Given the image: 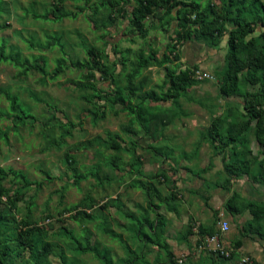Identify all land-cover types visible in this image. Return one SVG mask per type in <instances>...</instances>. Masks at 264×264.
I'll return each mask as SVG.
<instances>
[{
  "label": "rangeland",
  "instance_id": "1",
  "mask_svg": "<svg viewBox=\"0 0 264 264\" xmlns=\"http://www.w3.org/2000/svg\"><path fill=\"white\" fill-rule=\"evenodd\" d=\"M100 2L0 0V51L16 62L0 61V134H6L0 137V186L6 190L0 196V249L7 248L0 264H34L30 251L14 240L20 230H33L36 251L51 245L41 264H169L164 252L139 233L142 227L150 234L156 213L165 219L162 238L175 264H264V240L248 229L247 204L264 205L255 121L237 136L248 120L243 95L261 93L253 80L258 73L245 81L243 72L237 94L225 97L219 88L226 70V35L215 45L190 41L199 45L203 59L188 65L180 55L184 43L177 44L176 22L165 24L162 10L146 18L141 32L129 22L133 0L113 8H102ZM222 2L205 0L216 6ZM262 4L257 1L254 8L260 11ZM56 6L69 15L58 22L34 18ZM250 38L261 44L259 32ZM170 44L177 45L178 60L168 52ZM90 49L100 54L96 70L88 64ZM152 52L164 65L139 67ZM60 61L63 67L53 75ZM31 64L43 70L24 72ZM170 68H190L194 86L166 103L145 99L146 93L166 92ZM89 70L95 71V86L106 99L90 102L93 92L79 86L87 84ZM2 91L17 96L30 117L15 120ZM115 92L124 103L114 101ZM126 106L139 110L140 125ZM216 118L222 120L221 138L212 142ZM230 133L237 140L224 145ZM109 135L120 137L121 152L111 149ZM233 160H245L248 171L226 184L224 166ZM136 182L152 190L145 194L134 187ZM17 195L21 200L13 208L9 200ZM200 227L212 228L209 237L217 243L204 242ZM77 243L88 250L79 251Z\"/></svg>",
  "mask_w": 264,
  "mask_h": 264
},
{
  "label": "trees",
  "instance_id": "2",
  "mask_svg": "<svg viewBox=\"0 0 264 264\" xmlns=\"http://www.w3.org/2000/svg\"><path fill=\"white\" fill-rule=\"evenodd\" d=\"M133 1L135 3V7L129 22L130 25L138 31H144V21L148 16L153 15L155 10H162L165 24L169 23L171 20L176 22L175 34L177 37V44L180 42L186 43L192 40H201L205 41L209 45H215L219 39L226 35L228 39V52L226 55V70L222 75V83L219 88L221 95L229 97L237 94L238 84L243 72H246L245 76L242 77L245 81H250V73H258L257 78L253 80L258 84L261 93L256 94L246 92L243 95V109L248 120L240 127L237 136H240V134L246 131L249 128L250 123L255 121V138L257 143L262 147L263 158L259 162V165L262 168L264 166V4L261 5L260 11H257L254 8V4L260 0H223L220 6L205 3V0ZM62 2L63 0H59V3ZM121 2L122 0H101L100 7L113 8V4L119 5ZM259 12H261L262 15H260ZM68 15L69 14L65 11L61 12V10L56 6L51 13L46 15H35L34 18L58 22ZM228 25L231 27L230 29L227 28ZM255 32H259L261 44L255 43L253 38L247 39L249 35ZM142 35L145 36L146 32ZM167 50L170 54H173L176 60H178L179 55L176 44L168 45ZM152 53L153 54L151 55L149 61L141 63L139 67L164 65V60L158 61L155 58L156 52ZM88 55L92 56L91 62H88V64H92V69H98L100 54L96 50L90 49L88 50ZM0 61L7 62L13 60L10 57L4 56L0 51ZM13 63L16 64L14 61ZM62 67L63 62L60 61L53 75L57 74ZM30 69H37L38 71L43 70L41 66L31 64L24 70V72ZM94 70H89L84 76L87 84L79 85L81 88L90 89L93 92L89 96L90 102H92V100L106 99V96L102 95V92L95 86V82L98 79L95 76ZM137 73L138 71L135 70L134 74L129 76V81ZM53 75L52 77L54 78L55 76ZM103 78L107 79V74H104ZM165 78L167 82L166 92H161L159 95L149 92L144 95V98L152 102L166 103L169 100L178 99L184 96L186 92L195 84L190 68L182 70H177L176 68L167 69ZM126 89L133 93L130 86ZM2 93L9 102V114L13 116L15 120L23 122L22 120L30 117L29 114L24 112L22 109L17 96H12L6 91H2ZM114 101L124 103V101L121 100L119 92H115ZM126 109L130 110L140 125L142 120L139 110L134 107L129 108V106H126ZM94 115H97V113ZM221 123L222 120L220 118H216L211 124L210 135L212 136V142H216L221 138L219 130ZM122 129L126 134L132 133L129 127H123ZM5 136L6 134H0V137L5 138ZM236 140L237 138L230 133L227 141L223 144L228 145V143L235 142ZM109 143L112 150L116 152L122 151L121 139L118 135H109ZM66 157L68 161L73 160L70 155H66ZM248 166L249 165L245 160H233L225 164L224 171L228 176L225 183H229L230 177L237 178L247 173ZM11 172L12 170H10V173ZM3 174V171L0 170V176H3ZM12 174L15 178H20L22 180L23 186H29V182L24 176L14 172H12ZM134 187L141 189L145 194H149V191L152 190L150 185L143 184L141 182H136ZM5 193L6 190L0 186V196ZM172 198L174 199L173 195ZM234 198L235 196L227 201L226 207L228 209L231 208V203ZM20 200V196L17 195L10 198L9 202L11 206L15 208L16 203ZM162 203H166V200L162 201ZM247 209L252 217L248 223L249 231L257 234L261 240H264V230H261V225L264 223V205L250 202L247 204ZM240 211V209H236V213ZM77 215H81V212L77 211ZM155 215V219L152 222H149L150 234L143 232L142 227L140 228L141 230L139 233L142 234L141 236L144 241L148 244L156 246L160 251L164 252L169 264H175L173 260L174 255L171 253L170 247L165 239L162 238L165 228V219L159 213H156ZM22 225L23 227H28L30 224L23 223ZM33 233V230H20L14 240L19 247L22 246L23 249H28L30 251L29 257L34 264H41L42 261L40 257L49 251L51 245L46 243L41 248V251H36ZM188 234H191V230H188ZM199 234L204 237L212 236L214 231L212 228L200 227ZM112 237H114L113 234ZM237 246L240 247L241 244L237 243ZM6 249L7 248L0 249V263L3 262V256L7 252ZM77 249L81 252L88 250L87 247L82 246L80 243H77ZM107 264L110 263L107 262Z\"/></svg>",
  "mask_w": 264,
  "mask_h": 264
},
{
  "label": "crops",
  "instance_id": "3",
  "mask_svg": "<svg viewBox=\"0 0 264 264\" xmlns=\"http://www.w3.org/2000/svg\"><path fill=\"white\" fill-rule=\"evenodd\" d=\"M181 58L188 65H196L201 63L203 56L199 51V45L194 42L184 43L181 48Z\"/></svg>",
  "mask_w": 264,
  "mask_h": 264
},
{
  "label": "built area",
  "instance_id": "4",
  "mask_svg": "<svg viewBox=\"0 0 264 264\" xmlns=\"http://www.w3.org/2000/svg\"><path fill=\"white\" fill-rule=\"evenodd\" d=\"M196 74H199V72H196ZM197 78H200V76H197ZM227 228V226L226 225H224V228L223 229H226ZM204 242H207V243H217V239H216V237H209V236H205L204 237ZM218 250H220V248H217Z\"/></svg>",
  "mask_w": 264,
  "mask_h": 264
}]
</instances>
